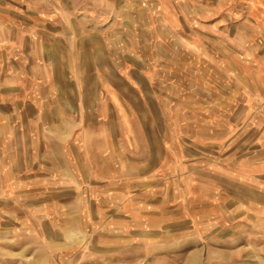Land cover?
I'll return each instance as SVG.
<instances>
[{
    "label": "rangeland",
    "instance_id": "rangeland-1",
    "mask_svg": "<svg viewBox=\"0 0 264 264\" xmlns=\"http://www.w3.org/2000/svg\"><path fill=\"white\" fill-rule=\"evenodd\" d=\"M30 21L145 65L151 169L126 207L0 201V264H264V0H0V34Z\"/></svg>",
    "mask_w": 264,
    "mask_h": 264
},
{
    "label": "crops",
    "instance_id": "crops-1",
    "mask_svg": "<svg viewBox=\"0 0 264 264\" xmlns=\"http://www.w3.org/2000/svg\"><path fill=\"white\" fill-rule=\"evenodd\" d=\"M80 24L30 21L0 34V201L56 203L58 216L66 202L126 207L151 169L141 162L145 65L108 31L82 33ZM171 118L163 152L174 157Z\"/></svg>",
    "mask_w": 264,
    "mask_h": 264
}]
</instances>
